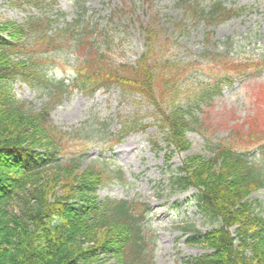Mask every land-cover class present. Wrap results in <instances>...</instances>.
Listing matches in <instances>:
<instances>
[{
	"label": "trees",
	"instance_id": "1",
	"mask_svg": "<svg viewBox=\"0 0 264 264\" xmlns=\"http://www.w3.org/2000/svg\"><path fill=\"white\" fill-rule=\"evenodd\" d=\"M186 2L189 18L210 24L244 11L225 8L221 0ZM89 21L87 17L86 22L53 27L44 16L25 24H0V264H93L101 257L117 264H153L143 228L146 205L137 200H99L97 189L120 179L121 170L106 158H88L91 146L110 152L129 134L143 132L146 126L137 119L139 110L122 117L113 135L98 134L96 125L65 131L49 120L50 110L63 98L73 91L91 97L102 88H117L123 101L140 98L134 104L152 108L149 115L166 150L181 154L190 147L187 133L210 140L199 108L219 95L233 76L264 69L258 59L231 57L240 54L245 38L231 43L230 53L228 43L221 54L201 55L202 64L175 61L166 52L168 38L160 37L152 20L139 24L144 51L135 63H114L107 56L110 34L99 32L97 25L90 28ZM65 46L74 54V77L55 78L57 54L62 55ZM15 82L42 87L47 103L36 110L17 99L11 90ZM259 96L264 101L263 90ZM261 125L255 116L246 128L234 126L212 145L210 157H188L170 172L169 194L193 189L198 210L217 223L205 233L183 228L185 242L206 253L182 264H264V217L260 204L248 199L264 188ZM106 126L100 125L99 131ZM154 138L151 143L158 147ZM253 150L259 155L254 161L249 158Z\"/></svg>",
	"mask_w": 264,
	"mask_h": 264
},
{
	"label": "rangeland",
	"instance_id": "2",
	"mask_svg": "<svg viewBox=\"0 0 264 264\" xmlns=\"http://www.w3.org/2000/svg\"><path fill=\"white\" fill-rule=\"evenodd\" d=\"M186 1L189 0H43L35 5L33 0H0V24H25L29 19L46 16L54 22V27L73 20L86 22L89 16L90 28L97 25L100 31L106 30L110 34L109 42H112L108 58L114 63L134 64L144 51L139 24L152 20L160 37L168 38L170 45L166 43V52L175 61L202 64L201 55L212 58L224 51V45L235 44L245 38L240 54L231 57L264 62V0H221L225 8H243L244 11L219 24L189 18L185 11ZM232 44L228 53L232 51ZM158 46L162 50L163 43ZM69 49L65 46L63 54H57L55 64L59 67L54 73L55 78L66 79L74 75V54ZM51 74L49 72L48 76ZM233 77L234 80L224 85L219 95L199 108V118L204 121L203 131L207 132L210 140L205 141L194 132L188 133L186 139L190 147L182 154L167 152L161 143L160 134L149 115L151 107L144 103L134 104L141 101L137 97L123 101L116 89L109 92L99 90L93 97L74 91L49 113V120L62 130L96 125L98 128L94 130L98 134L108 136L120 129L122 117L129 118L132 110H139L137 119L146 126L143 132L130 134L114 145L111 152L102 151L98 145L91 146L88 158H106L123 173L122 180L98 189L96 195L100 200L138 199L148 207L144 227L152 249L153 264H182L183 261L194 260L205 250L201 246L187 244L183 228L190 226L205 233L217 227L213 218L196 207L193 190L181 195L169 194L166 185L170 172L179 168L188 157L207 159L211 156L212 145L223 140L234 126L246 128L248 121L255 116L264 128V101L259 96L264 91V69ZM202 79L198 76L197 81ZM11 90L17 99L25 101L33 109L39 110L47 103L48 95L42 87L37 90L15 82ZM106 124L104 132L99 131L102 129L99 126ZM154 136L158 147L150 143ZM258 157L256 153L249 156L252 161ZM262 170L264 173V164ZM248 199L260 204L259 212L264 217V188L252 193ZM93 264L117 263L101 257Z\"/></svg>",
	"mask_w": 264,
	"mask_h": 264
}]
</instances>
